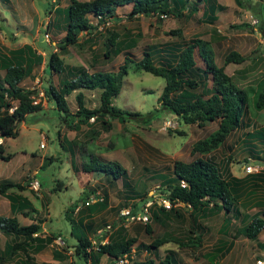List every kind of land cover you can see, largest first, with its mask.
I'll list each match as a JSON object with an SVG mask.
<instances>
[{
    "label": "rangeland",
    "instance_id": "rangeland-1",
    "mask_svg": "<svg viewBox=\"0 0 264 264\" xmlns=\"http://www.w3.org/2000/svg\"><path fill=\"white\" fill-rule=\"evenodd\" d=\"M67 2L68 0L0 2V48L8 51L23 43H29L44 54L41 46H48V42L53 44L52 40L55 41L63 35L62 31L55 34L57 29L52 25L47 26V18L49 17L50 22L52 18L51 13H46L45 9L50 7L49 10L52 11L54 7H63ZM217 3L223 9L215 12L216 19L212 22L206 21V17L201 15V4L195 12L188 14L184 11L179 17L151 12L128 16L126 13L130 6L120 5L114 10V15L119 18L117 21H100L98 29L91 35L78 34L77 43L84 39L87 42L78 46L67 45L63 51L52 47V51L68 63H79L89 69L91 66L88 63L93 54L97 60L92 67L115 71L116 66L123 60L124 51L129 50L135 59H139L148 46L154 45L162 50L161 54L157 51L153 56L154 61L158 62L163 61L159 56L164 57L169 49L173 51L175 44L191 38H203L213 47L217 65L222 64L223 55L230 49L247 57L244 63L230 62L223 66L224 71L230 73L240 66L250 65L258 58L261 63L257 61L259 65L256 64L255 67L263 71L264 0H217ZM113 31L122 40L132 41V47H122L119 54L104 59L101 55V41ZM194 56L197 65H202L196 50ZM43 62L44 59L34 66L32 76H26L20 82L22 86L35 92L33 98L40 102L41 107L25 115L16 126L15 136L0 138L1 153H11L7 160L0 158V179L8 178L22 184V189L8 187L5 192L12 191L26 196L39 211L38 215L43 217L39 233L53 235L49 243L28 253L34 264H91L88 257L83 261L75 254L73 245L70 244L75 240L68 232L70 220L67 216H72L73 220L78 216L72 202L79 205L83 212H90L95 219L105 223H111L117 218L118 207L125 200L123 185L119 180L108 183L98 172L83 171L80 168V164L88 160L92 152L106 159L119 160L126 166L128 178L136 189H148L149 196L144 200L150 199L147 206L150 219L147 221L151 229L147 232L143 226L136 229L137 224L143 225V222L134 220L125 224L126 232L144 243L149 242L154 234L168 236L170 239L158 245L153 253L147 254L157 258L170 251L176 259L174 264H255L258 259L261 260L258 264L264 263V226L253 239L243 237L236 230L241 225L240 218L246 222V215L258 213L259 208H264V156L259 151L263 145L254 139L258 154L252 155L251 152L255 150L253 148L247 153L248 138L245 135L247 130L264 125V106L248 109L244 117L246 126L232 129L217 147L199 154L190 151L192 143L213 129L216 120H204L200 124L197 121L186 123L176 114L161 109L155 99L164 84V78L159 74L127 67L121 77L119 92L111 97V103L117 107L149 114L150 118L148 116L147 120L124 113L125 119L121 121L104 117L108 122V127H105L103 122L100 123L99 119L95 120L91 116L86 123H79L75 127L65 124L61 117L62 112H58L41 91L45 79L41 72ZM49 76L52 84L58 85L57 74L51 73ZM97 91V88L81 91L83 97L90 101L89 107L98 103ZM72 92L65 93L64 98L69 109L74 111L76 104ZM200 155L214 159L223 174H256L255 177L248 178L256 185L246 186L237 198L235 204L238 216H230L229 212L221 209L207 215H192L187 209L174 204L180 211L179 215L170 212L169 217L161 215L160 220H155L151 210L158 205L152 202V197L161 195L157 191L158 182L163 175H170L174 158L189 161ZM92 190L101 195L102 199L91 197L87 205L83 204V199L86 196L89 198ZM138 200L128 198L126 204L130 206L133 202H139ZM87 206H91L90 210ZM70 207L72 208L69 209ZM0 214H13L20 223L31 221L20 212L12 213L9 201L2 193ZM228 215L229 222L225 225L223 217ZM262 215L264 217V213ZM191 226L201 231L202 241L199 246L178 244L175 239H171H183L182 232H187ZM111 230L110 225L103 232ZM230 239L232 241L226 251L221 255H211L216 246ZM6 240L7 236L0 233V251L3 250ZM54 250L58 251V255H55ZM147 254L142 251L138 258ZM18 258H25V255L15 253L4 264H17ZM95 264H106V257L101 255Z\"/></svg>",
    "mask_w": 264,
    "mask_h": 264
},
{
    "label": "trees",
    "instance_id": "trees-1",
    "mask_svg": "<svg viewBox=\"0 0 264 264\" xmlns=\"http://www.w3.org/2000/svg\"><path fill=\"white\" fill-rule=\"evenodd\" d=\"M0 2L6 3L7 0H0ZM125 4L130 6L126 13L128 16L151 12L172 17L182 16L184 11L188 14L195 12L201 4V15L203 14L208 22L216 19L215 12L223 9L217 0H68L63 7H54L52 11L49 10L50 7H46L45 12L51 13L52 18V22L49 17L47 18V26L52 25L57 29L55 34L62 31L63 35L55 41L52 40L53 44L48 42V46H41L44 54L34 49L29 43H23L8 51L0 48V138L15 136L16 126L25 115L41 107L40 102L33 98L35 92L22 86L20 82L26 76H32L34 66L43 59L41 72L45 79L41 91L46 99L53 103L55 109L62 112L61 117L65 124L75 127L79 123H86L91 116L95 120L99 119L100 123L103 122L105 127H108V122L104 117L121 121L125 119L124 113L147 120L148 113L145 115L138 111L117 107L111 103V97L119 92L121 77L127 67L159 74L164 78V84L155 99L161 109L176 114L186 123L197 121L200 124L204 120H216L213 129L192 143L190 151L199 154L217 147L232 129L246 126L244 117L248 109L251 107L258 109L264 106V67L263 71L255 67L256 64L259 65L257 61H260V58L254 59L250 65L240 66L228 73L224 71L223 66L230 62L244 63L247 57L237 50L230 49L223 55L222 64L217 65L213 47L203 38H191L175 44L173 51L169 49L164 57L159 56L163 61L158 62L154 61L153 56L160 49L154 45L148 46L139 59H135L129 50L124 51L123 60L116 66L115 71L92 67L97 60L93 54L88 63V66H91L89 69L79 63H68L62 60L58 53L52 51V47H58L63 51L67 45L76 44L78 46L80 43L87 42L85 41L87 39H84L77 43L78 34L91 35L98 29L100 21H117L119 18L114 15V10ZM119 36L113 31L103 37L101 55L104 59L119 54L122 47L127 49L132 47V41L122 40ZM195 50L202 65L196 63ZM51 73L57 74L58 85L50 81ZM93 88L98 89V103L89 107L90 101L83 97L81 91ZM70 91H73L72 95L75 99L76 109L74 111L69 109L64 98L65 93ZM245 135L248 138L246 152L249 153L252 148L255 149L254 139H256L263 145L259 151L262 152L261 156H264V125H257L247 130ZM256 150L258 149L251 152L253 156H257ZM1 151L2 146L0 145V158L3 160L11 157L10 152L4 155ZM80 168L83 171L98 172L108 183L119 180L123 185L125 199L121 205H125L128 198L139 199V202L130 204V209H136L140 201L149 196L147 188L137 190L130 182L129 172L119 160L106 159L92 152L89 159L80 164ZM169 174L167 177L162 176L158 182L157 191L169 199L170 206L165 209L157 204V208L151 210L155 220H160L161 215L169 217L170 212L179 215L180 211L172 205L175 202H179L177 204L187 209L192 215H207L221 209L226 213L229 212L230 216H238L235 204L238 196L249 184L256 185L248 179L255 177L256 174L249 173L243 176L229 174V172L223 174L214 159L205 155L196 156L189 161L174 158ZM179 179L184 181L183 185L178 183ZM8 187L22 189V184L8 178H1L0 193L7 197L12 213L20 212L28 216L31 221L20 223L13 214H0V233L8 238L3 250L0 251V264L13 258L15 253L25 255V258L17 259V264H34L31 260L32 256L28 253L35 252L49 243L53 235L39 233L43 219L38 215L39 211L31 205L26 196L12 191L5 192ZM72 206L76 207L75 211L78 216L76 220H73L70 215L67 216L70 220L68 232L75 240L70 244L73 245L74 253L83 261L88 257L91 264H95L98 258L104 255L106 264H174L176 259L170 251L157 258L152 254H147L156 251V247L169 240L170 237L154 234L149 242H141L134 235L126 232V225L117 218L111 222V231L97 232V228L106 223L95 219L90 212H83L82 208L78 207L79 205L76 206V203L72 202ZM90 208L91 206H87L88 210ZM258 211V213L246 215L245 219H248L246 222L240 218L241 225L237 226L236 230L243 237L253 239L264 226L262 215L264 208L261 207ZM229 215L223 217L224 224L229 222ZM192 223H194V218ZM137 225L136 229L143 226L145 232L151 229L148 221L143 222V225L139 223ZM192 226L187 232H182L183 239H177V237L171 239H175L178 244L199 246L202 241L201 231ZM104 236L105 240H103ZM231 241V239L226 242L222 241L211 255L216 256L217 253L221 255L230 247ZM142 251L147 255L138 258ZM54 253L58 255L57 250H54ZM118 259L120 261L116 263Z\"/></svg>",
    "mask_w": 264,
    "mask_h": 264
},
{
    "label": "built area",
    "instance_id": "built-area-1",
    "mask_svg": "<svg viewBox=\"0 0 264 264\" xmlns=\"http://www.w3.org/2000/svg\"><path fill=\"white\" fill-rule=\"evenodd\" d=\"M179 183L181 185L184 184L182 179H179ZM157 202L161 203V205H163V207H168V205L170 204L168 202V200H166L164 198L158 199ZM148 204H150V199H147V201L144 204H140L133 211L129 210L128 205H126L125 207L119 208V211H120V213L125 214L126 217H128V219L131 221L137 220V221H141V222H147V220L150 219V211L147 208ZM120 259H118V260L120 261ZM258 262H260V259H258V261L255 264H257Z\"/></svg>",
    "mask_w": 264,
    "mask_h": 264
},
{
    "label": "clouds",
    "instance_id": "clouds-1",
    "mask_svg": "<svg viewBox=\"0 0 264 264\" xmlns=\"http://www.w3.org/2000/svg\"><path fill=\"white\" fill-rule=\"evenodd\" d=\"M117 161H118V160H117ZM124 166H125V165H124ZM125 167H126V166H125ZM183 182H184V181H183ZM178 183H179V180H178ZM159 194H160V193H159ZM91 197H92V198L99 197V199H102V196H101V195H98V194H95V192H92V193H91V196H89V198H88V197L85 198L86 200L83 201V204L88 203L89 200L91 199ZM147 198H148V197H147ZM149 198H150V197H149ZM160 198H164V199L168 200V202L170 203L169 199H168L167 197L163 196V195H159V196L155 195V197H152V202L154 201V202H156L157 204H160V205H161V203L157 202L158 199H160ZM146 201H147V200L140 201V204H144ZM177 203H179V202H175V204H177ZM140 204H138L137 207H138ZM126 205H128V204L120 205V206L118 207V210H117V211H118V213H117V219H118V221H119V220H122V222H123L124 225H125V224H128V223L131 222V220H129L128 217H126L125 214H122V213H120V211H119V208H121V207H125ZM172 205L174 206V204H172ZM128 206H129V205H128ZM161 206H163V205H161ZM169 206H170V204L168 205V207H163V208L167 209V208H169ZM129 210H130V211H133L134 208H133V209H130V206H129ZM110 225H111V223H106V224H104V225H103L104 227H99V228H97V232H103L104 230H105V231L108 230L109 227H110ZM108 232H109V231H108ZM108 232H105V233H108ZM103 240H105V236L103 237ZM118 262H119V261H118ZM260 262H261V260H260ZM257 264H258V263H257Z\"/></svg>",
    "mask_w": 264,
    "mask_h": 264
},
{
    "label": "water",
    "instance_id": "water-1",
    "mask_svg": "<svg viewBox=\"0 0 264 264\" xmlns=\"http://www.w3.org/2000/svg\"><path fill=\"white\" fill-rule=\"evenodd\" d=\"M261 264H264L263 262Z\"/></svg>",
    "mask_w": 264,
    "mask_h": 264
},
{
    "label": "crops",
    "instance_id": "crops-1",
    "mask_svg": "<svg viewBox=\"0 0 264 264\" xmlns=\"http://www.w3.org/2000/svg\"><path fill=\"white\" fill-rule=\"evenodd\" d=\"M117 160V159H116Z\"/></svg>",
    "mask_w": 264,
    "mask_h": 264
}]
</instances>
